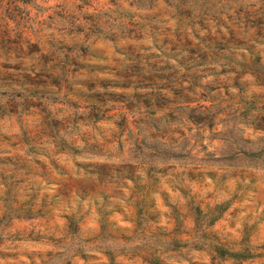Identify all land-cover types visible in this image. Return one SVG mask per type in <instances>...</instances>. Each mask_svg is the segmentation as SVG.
Masks as SVG:
<instances>
[{
	"label": "rangeland",
	"instance_id": "rangeland-1",
	"mask_svg": "<svg viewBox=\"0 0 264 264\" xmlns=\"http://www.w3.org/2000/svg\"><path fill=\"white\" fill-rule=\"evenodd\" d=\"M0 264H264V0H0Z\"/></svg>",
	"mask_w": 264,
	"mask_h": 264
}]
</instances>
